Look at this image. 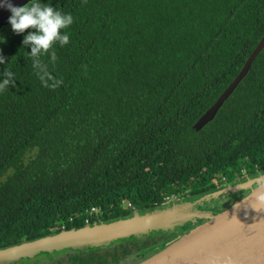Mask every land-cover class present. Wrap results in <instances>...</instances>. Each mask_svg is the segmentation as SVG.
Here are the masks:
<instances>
[{
	"label": "trees",
	"instance_id": "16d2710c",
	"mask_svg": "<svg viewBox=\"0 0 264 264\" xmlns=\"http://www.w3.org/2000/svg\"><path fill=\"white\" fill-rule=\"evenodd\" d=\"M51 3L74 22L55 62L41 57L47 85L23 34L0 30V73L15 79L0 91V249L264 173V48L215 118L193 129L264 36V0ZM176 233L46 252L45 261L136 264Z\"/></svg>",
	"mask_w": 264,
	"mask_h": 264
},
{
	"label": "water",
	"instance_id": "95a60500",
	"mask_svg": "<svg viewBox=\"0 0 264 264\" xmlns=\"http://www.w3.org/2000/svg\"><path fill=\"white\" fill-rule=\"evenodd\" d=\"M10 2L21 6L27 3V0ZM10 15L7 8L0 7V30L9 25ZM263 48L264 36L247 58L241 71L194 124L195 131L201 130L215 118L225 101L248 74ZM254 182L259 183L260 187L251 189ZM240 189L251 191L218 213L193 211L192 204L186 202L183 204L186 209L182 212L175 206L165 210L156 208L143 215L134 212L130 217L81 228L62 229L55 234L0 249V264H11L41 252L52 253L67 248L106 245L120 238L147 235L153 229L173 230L176 225H183L186 220L196 216H204L208 221L137 264H264V209L253 208H264V205L255 200L258 192H264V173L257 177H248L244 182L238 181L233 186L213 192L212 195L217 198L219 194H228Z\"/></svg>",
	"mask_w": 264,
	"mask_h": 264
},
{
	"label": "clouds",
	"instance_id": "9594fccd",
	"mask_svg": "<svg viewBox=\"0 0 264 264\" xmlns=\"http://www.w3.org/2000/svg\"><path fill=\"white\" fill-rule=\"evenodd\" d=\"M0 7L7 8L11 15L8 17V23L16 34H23L22 46H26L29 55L32 58L34 69L41 81L47 85L45 77L49 76L47 65L42 63L41 57L47 55L50 62H55V45L64 47L68 44L70 35L66 31L74 22L73 15L70 12H62L54 7L51 0H27V3L21 6L13 5L10 0H0ZM26 29H30L25 33ZM5 38L0 36V42ZM0 64H6L5 57L0 55ZM61 81L56 80L52 85L58 86ZM10 85H15L14 74L7 68L0 73V91ZM260 185H257L259 188ZM255 200L264 205V192H258ZM239 207V205H234ZM252 206V205H251ZM253 207V206H252ZM257 210L264 208L253 207Z\"/></svg>",
	"mask_w": 264,
	"mask_h": 264
},
{
	"label": "rangeland",
	"instance_id": "374dc122",
	"mask_svg": "<svg viewBox=\"0 0 264 264\" xmlns=\"http://www.w3.org/2000/svg\"><path fill=\"white\" fill-rule=\"evenodd\" d=\"M35 153V150H34V152H31L29 155H28V158L29 157H31L33 154ZM260 174H263V173H260ZM260 174H258V175H252V176H249V175H247V174H245L243 177H241V179L240 178H238V179H240L239 181H246L247 180V178L248 177H257V176H259ZM236 184V182L235 181H231V180H229L228 182H222V184L221 185H219L220 187H219V189L218 190H222V188H227V187H229V186H233V185H235ZM257 185H259V183H257V182H254V184H252V188L251 189H253V188H256L257 187ZM212 193L213 192H211V194L210 193H207V194H204V195H202V196H199V197H194V196H189L188 198H183V196H179L178 197V199H176V200H169V201H167V202H165L166 204L163 206V207H161L162 208V210H165V209H169V208H172V207H176L179 211H184L185 209H186V207L183 205V204H185L184 202H186V203H191L192 204V210L193 211H199V212H213V213H218V212H221V211H224V210H226L227 208H229L230 206H232L237 200H239L240 198H242V196L243 195H245V193L243 192V189H240V190H237L236 192H235V194H236V196H235V199L237 198V200L235 201L234 199L232 200V199H230L229 200V203L230 204H228L227 206H223V207H219V208H217L216 210L217 211H212L211 210V208L212 207H214L215 206V201H214V199H217L218 197H220V196H222V195H226V194H219V196H217V198H215V196H213L212 195ZM219 205V204H218ZM150 211V210H149ZM149 211H145V212H141V211H139L138 209L136 210V211H134V212H139L140 214H145V213H147V212H149ZM134 214V213H133ZM206 221H208L204 216H196L195 218H193V219H189V220H186L184 223H183V225H176V227L173 229V230H169V229H167V230H164V229H159V230H157V229H153V230H151L150 231V233L149 234H152V233H156V235H158V238L157 239H159L160 240V238H159V235L161 234L162 236H165L166 234H168V233H174V232H177L176 234H175V237H174V239H172V240H170L169 241V243L168 244H170V243H172L173 241H175L176 239H179L182 235H184L185 233H189V232H191V230L193 229V228H195V227H197L198 225H201V224H203V223H205ZM188 226H191L192 228H190V227H188ZM182 229L183 231H185V232H180L181 230L180 229ZM149 234H147V235H149ZM145 234H141V237L142 236H144ZM133 236H137V237H139L138 235H133ZM167 244V245H168ZM57 252H60V251H55V252H52V253H57ZM46 252H41V253H38V254H36V255H34V256H32V257H23V258H21V261L23 260L24 261V264H52L51 262H47V261H45V257H47V255L45 254ZM157 253V252H156ZM155 254V253H154ZM153 255V254H152ZM151 256V255H150ZM150 256H146L145 258H143L142 260H140V261H138L137 263H139V262H142L143 260H145L146 258H148V257H150ZM132 261H131V259L130 260H128V261H126V262H124L123 264H132L131 263ZM13 263H19V261H16V262H13ZM136 263V264H137Z\"/></svg>",
	"mask_w": 264,
	"mask_h": 264
},
{
	"label": "flooded vegetation",
	"instance_id": "af4514ba",
	"mask_svg": "<svg viewBox=\"0 0 264 264\" xmlns=\"http://www.w3.org/2000/svg\"><path fill=\"white\" fill-rule=\"evenodd\" d=\"M250 191H251L250 189H243V192L245 193V195L248 194ZM245 195H243V196H245ZM235 196H236L235 192H230V193H228L226 195H222V196L218 197L217 199H214L215 206L212 207L211 210L212 211H217L216 210L217 208L223 207V206L224 207L227 206L228 204H230L229 203V200L230 199H232V200L234 199L236 201L237 198L235 199ZM11 264H24V261L23 260L22 261L20 260L19 263H11Z\"/></svg>",
	"mask_w": 264,
	"mask_h": 264
},
{
	"label": "built area",
	"instance_id": "2783aa9c",
	"mask_svg": "<svg viewBox=\"0 0 264 264\" xmlns=\"http://www.w3.org/2000/svg\"><path fill=\"white\" fill-rule=\"evenodd\" d=\"M221 181L222 182H228V180H227V176H223L222 177V179H221ZM214 183H220V179H214V181H213ZM178 195H176V194H172V195H168V196H166V197H164V201L165 202H167V201H169V200H176V199H178ZM91 213H93V214H100L101 213V208L100 207H96V206H94V207H92L91 208ZM90 219L88 218V219H86V223L88 224V225H90V221H89Z\"/></svg>",
	"mask_w": 264,
	"mask_h": 264
}]
</instances>
